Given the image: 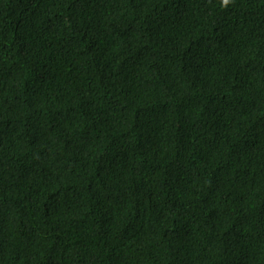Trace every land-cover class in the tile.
Returning a JSON list of instances; mask_svg holds the SVG:
<instances>
[{
  "label": "trees",
  "instance_id": "trees-1",
  "mask_svg": "<svg viewBox=\"0 0 264 264\" xmlns=\"http://www.w3.org/2000/svg\"><path fill=\"white\" fill-rule=\"evenodd\" d=\"M0 264H264V0H0Z\"/></svg>",
  "mask_w": 264,
  "mask_h": 264
}]
</instances>
